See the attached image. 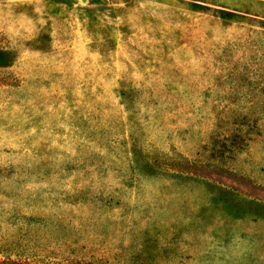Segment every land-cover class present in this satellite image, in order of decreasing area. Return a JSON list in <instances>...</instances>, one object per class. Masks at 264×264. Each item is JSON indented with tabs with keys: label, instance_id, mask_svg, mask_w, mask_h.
I'll return each instance as SVG.
<instances>
[{
	"label": "rangeland",
	"instance_id": "rangeland-1",
	"mask_svg": "<svg viewBox=\"0 0 264 264\" xmlns=\"http://www.w3.org/2000/svg\"><path fill=\"white\" fill-rule=\"evenodd\" d=\"M0 264H264V0H0Z\"/></svg>",
	"mask_w": 264,
	"mask_h": 264
},
{
	"label": "trees",
	"instance_id": "trees-1",
	"mask_svg": "<svg viewBox=\"0 0 264 264\" xmlns=\"http://www.w3.org/2000/svg\"><path fill=\"white\" fill-rule=\"evenodd\" d=\"M84 193H87V189L83 188V187H73L68 191H65L63 193V201L69 204H76L77 201H79L80 199H82V196ZM100 198H102V194L99 196ZM108 200H110L109 202L113 201V198L110 197V195H108L106 197Z\"/></svg>",
	"mask_w": 264,
	"mask_h": 264
},
{
	"label": "water",
	"instance_id": "water-1",
	"mask_svg": "<svg viewBox=\"0 0 264 264\" xmlns=\"http://www.w3.org/2000/svg\"><path fill=\"white\" fill-rule=\"evenodd\" d=\"M82 1H84V0H82Z\"/></svg>",
	"mask_w": 264,
	"mask_h": 264
}]
</instances>
